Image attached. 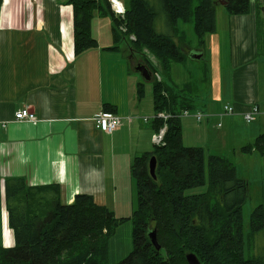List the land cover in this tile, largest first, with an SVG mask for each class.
Instances as JSON below:
<instances>
[{
  "label": "crops",
  "instance_id": "0c3cea01",
  "mask_svg": "<svg viewBox=\"0 0 264 264\" xmlns=\"http://www.w3.org/2000/svg\"><path fill=\"white\" fill-rule=\"evenodd\" d=\"M4 1L0 9V122L6 125L0 123V246L14 243L11 234L6 239L1 220V216L9 217L5 186L10 180H20L26 198L39 207L54 197L58 188L63 204L71 203L76 194H87L96 204L110 208L117 218L129 217L133 181L130 163L133 156L152 150L153 128L151 120H128V116L152 115L153 105L152 96H148L146 104L143 101L146 86L143 99L136 100L135 88L140 79L133 74L131 61L126 70L125 48L117 43L116 49L101 50L98 44L74 56L70 5L56 0ZM263 1L250 0L251 10L243 15L230 16L223 5L216 10L213 33L221 35L227 29L229 77L224 89L199 109L196 99L188 98L194 105L192 112L202 111L210 117L199 123L191 116L182 118L188 138H204L194 146L211 142L208 150L214 152L210 154L222 155L229 161L230 154H243L240 149L261 134H248L244 145L231 143L234 121L242 118L240 113L249 104L259 108L254 121L260 116L264 119L260 82L264 55L258 54L257 45L258 23L264 20ZM181 26L178 25L177 41L182 35ZM93 36L98 39L102 33ZM108 40L113 45L111 36ZM103 58L112 63L106 72L96 66ZM78 64L94 66L86 94L82 91L84 84L80 86L81 93L78 91ZM104 103L114 106L113 112L122 117L121 125L109 134L96 129L92 121ZM226 103L237 114L215 116ZM20 109H27L35 119L13 121L14 112ZM209 130L224 133L213 135ZM184 135L182 131V141Z\"/></svg>",
  "mask_w": 264,
  "mask_h": 264
},
{
  "label": "trees",
  "instance_id": "16d2710c",
  "mask_svg": "<svg viewBox=\"0 0 264 264\" xmlns=\"http://www.w3.org/2000/svg\"><path fill=\"white\" fill-rule=\"evenodd\" d=\"M56 1L72 8L74 56L98 47L91 33V21L97 13L109 16L111 21L113 45L105 49H116L122 36H126L119 31L123 24L125 33L135 36L134 41L128 40L130 47L140 54L142 49L150 51L164 69L158 66V71L166 75L172 64L186 59L174 42L178 25L191 23L198 43L202 44L204 35L216 29L219 4L216 0H159L170 29V33L164 34L156 31L154 21L158 12L146 0H129L123 20L115 17L108 0ZM224 1L230 16L248 14L251 10L250 0ZM1 4L2 0L0 7ZM261 24L264 20L258 23ZM258 54L264 55V48H258ZM144 63L151 73L154 113L193 109L191 99H180L172 87L155 79L157 70L147 60ZM145 86L142 81L136 85L137 101L143 99ZM114 109L108 103L103 104L102 110L106 112ZM164 123V144L153 145L151 151L131 160L135 207L129 217L117 218L110 208L96 204L87 194H76L72 203L63 204L57 188L55 196L45 202L51 204L50 209L24 220L12 203V199L26 198L24 185L20 180L6 182L5 205L15 244L0 248V264H108V242L117 228L128 221L132 249L116 264H187L184 254L188 251L198 257L200 264H264L263 255L246 257L243 252L246 232L242 204L248 195L247 180L239 177L235 165L223 156L205 153L199 146L184 145L178 117L165 122L152 119L153 131ZM240 151H255L264 156V133ZM151 156L156 159L155 178L148 169ZM10 183H13L11 190ZM195 188L203 189L188 192ZM152 229L160 245L158 251L147 237ZM262 231L264 208L258 205L250 215L248 234Z\"/></svg>",
  "mask_w": 264,
  "mask_h": 264
},
{
  "label": "rangeland",
  "instance_id": "374dc122",
  "mask_svg": "<svg viewBox=\"0 0 264 264\" xmlns=\"http://www.w3.org/2000/svg\"><path fill=\"white\" fill-rule=\"evenodd\" d=\"M109 1V0H108ZM123 4L127 5L129 0H121ZM149 5H151L157 12L158 16L154 21L155 29L159 33H170V29L166 23V17L165 14L162 11L161 4L159 0H146ZM264 2V1H263ZM110 3V2H109ZM261 4V1L258 2ZM129 5V4H128ZM195 5V2H194ZM222 5L217 4L216 10H219ZM126 13V8H125ZM125 13L123 15H116L117 18L120 20H123L125 18ZM219 13L218 17L219 19ZM221 23V20H219ZM225 22V21H224ZM219 25V24H218ZM122 28H126L123 24L121 25ZM258 34H257V45L258 48L263 49L264 48V24L258 25ZM221 30V25H220ZM182 35L180 38V42L177 41L176 45L180 48L182 53L185 55L186 59L184 62L180 63H174L170 67V73L167 75L163 72H158L161 80L169 87H172V90L180 95L182 98H191V96L194 97V100L196 101V106L202 107L204 103L209 101V99L216 94L220 93L224 89V85L226 82V79L229 77V66H228V37H227V29L223 31L221 35H218L217 33H206L203 38V43H198V39L196 38L191 23L182 24L181 26ZM101 32L102 36L101 38H96L99 44V48L101 50H104L105 47L111 46V42L108 40L109 36H111L112 39V33H111V21L109 16L101 17L97 13H94L93 19L91 21V33L92 36L94 34H97ZM123 33V32H122ZM126 34V36H122V39L119 42L120 47L125 48V52L127 53L126 56H124V61L126 63V70H129V55L134 56V58L131 61V66L136 63H142L145 64V60L148 61L149 57L151 59L155 58L150 51L147 49H142L140 52L141 54L136 52L135 49L130 47V44L128 42L129 36L132 34ZM180 34V32H179ZM94 37V36H93ZM110 43V44H109ZM106 44V45H104ZM108 44V45H107ZM200 48L203 51V55L199 61L191 60L187 54L188 48ZM134 51H133V50ZM221 51V52H220ZM153 58H152V57ZM92 59V58H91ZM158 63V66L161 68V70H164L160 63ZM263 60V67H264V59ZM149 62V61H148ZM151 64V63H150ZM100 65L103 72L108 71L112 63L110 60L103 58L100 64L96 63V66ZM97 68V67H96ZM94 66L93 64H89L87 67H82L80 64H78V78H77V84H78V91L81 93V85L84 84V87L82 91L86 94L87 92V81L91 80V76L93 74ZM133 74L138 76L141 81V76L138 72L133 70ZM130 80L133 81V78L131 77V73L129 72ZM137 81V78H136ZM261 99H262V109L264 110V68L262 69L261 74ZM90 93V90H89ZM146 96L144 98V103L146 104L151 96V83L146 84ZM149 96V97H148ZM179 97V98H181ZM199 109V107H198ZM186 110V109H184ZM161 112V111H158ZM155 112V113H158ZM154 113V112H153ZM180 113V112H179ZM223 116H231V115H223ZM222 117V116H221ZM181 119L182 124V131L184 135V145H190L194 146V143H201L204 138L201 139H190L188 138L187 134L189 132L186 130H183V123ZM149 121V120H147ZM205 121L202 120L201 122ZM210 128V127H209ZM210 132L214 134H222L223 131L215 132L213 130H209ZM264 132V119L260 116L256 121L252 123H246L243 121V119L240 117L234 121V130L230 133L232 135V144H238L242 143L240 145L245 144V140L249 139L248 134H255ZM213 140L216 139L214 136L212 138ZM211 142H207L202 148L205 150V153L209 150V145ZM212 151V152H211ZM213 149L210 148L209 153H213ZM223 155L225 151L221 152ZM241 153V152H240ZM222 156V155H221ZM134 157V156H133ZM224 157V156H223ZM230 162H232L234 165H236L237 175L239 177H244L248 182V195L245 199V201L242 204V218H243V228L246 232L245 239H244V247L243 252L246 257H253V256H264V231L258 232L255 235L250 236L248 234V228H249V220L250 215L252 211L258 206L262 205L264 208V156L257 154H251V153H243V154H230L229 156ZM206 177L208 174V170L206 167ZM203 188H195L193 190H189L188 192H197L199 190H202ZM128 200V199H127ZM12 203H15L17 206V214L19 216H22L24 220L30 219L33 214L36 215H43L44 211L41 209L48 210L51 207L50 203H47L44 206H37L33 200L24 199L23 197H18L16 199H12ZM18 205L20 207H18ZM132 207L134 209L135 207V184L134 179L132 181L131 185V198L128 200V209L129 213L130 210L132 211ZM38 209V210H37ZM37 211V212H36ZM128 213V212H127ZM131 215V213H130ZM3 219V232L5 233L6 239L10 238L9 234H11L12 241L14 242L12 246L15 244V238H14V231L12 227L9 224V218L8 222L1 216V220ZM126 228V231H124L120 234V243H119V249L111 246L108 242V264H116L118 261L125 258L129 252L132 249V243H131V225L130 222H125L122 225H120L118 228ZM117 228V230H118ZM2 230V226H1ZM116 230V231H117ZM117 234H114V237ZM112 239V238H111ZM8 247H1L0 248H9ZM112 251L115 252L118 256L113 260L112 258Z\"/></svg>",
  "mask_w": 264,
  "mask_h": 264
},
{
  "label": "built area",
  "instance_id": "2783aa9c",
  "mask_svg": "<svg viewBox=\"0 0 264 264\" xmlns=\"http://www.w3.org/2000/svg\"><path fill=\"white\" fill-rule=\"evenodd\" d=\"M110 2V7L111 10L113 11L114 14L116 15H123L125 13V7L124 4L120 0H109ZM119 3V4H118ZM120 29L125 32L126 28L120 27ZM129 40L134 41L135 37L134 35L129 36ZM235 113V109L233 106L225 104L222 107V112L221 114L218 115H232ZM258 113V107L256 104H251L248 106L246 110L242 112V117L243 120L246 123H251L256 114ZM192 116L195 118L197 122L201 121L203 117H207V114H204L202 112H189L187 110H184L180 114H172V113H167V112H158L154 113L152 116H140L139 114H131V116H128V120H131L133 118H139L144 121L148 119H161L164 122L172 117H188ZM35 119V116L33 113L29 112L27 109H20L14 112L13 114V121L16 122H22L23 120L25 121H33ZM92 121L94 123V126L96 129L105 132V133H112L115 129H117L121 125V117L117 114L114 113H107L100 111L97 114H95L92 118ZM1 125L4 127L6 125V122L1 121ZM217 126H220V123L217 124ZM166 131V124L164 123L161 128H159L158 131L154 132L152 134L151 140L154 144L156 145H163L164 144V134Z\"/></svg>",
  "mask_w": 264,
  "mask_h": 264
},
{
  "label": "water",
  "instance_id": "95a60500",
  "mask_svg": "<svg viewBox=\"0 0 264 264\" xmlns=\"http://www.w3.org/2000/svg\"><path fill=\"white\" fill-rule=\"evenodd\" d=\"M217 1L219 2V4L223 6H225L226 4L224 0H217ZM187 54L191 60L199 61L202 57L203 52L200 49L188 48ZM133 69L134 71L140 74L143 81L149 82L151 80V73L145 64L138 62L134 64ZM155 168H156V159L154 156H151L148 162V169L150 175L153 178H155ZM147 237L151 245L154 247V249L158 251L160 249V245L157 242L155 230L154 229L149 230L147 232ZM184 257L187 264H200L198 257L190 251L186 252L184 254Z\"/></svg>",
  "mask_w": 264,
  "mask_h": 264
},
{
  "label": "bare ground",
  "instance_id": "6f19581e",
  "mask_svg": "<svg viewBox=\"0 0 264 264\" xmlns=\"http://www.w3.org/2000/svg\"><path fill=\"white\" fill-rule=\"evenodd\" d=\"M118 1V0H117ZM4 2H6V0L4 1ZM119 4V3H118ZM175 39H176V37L174 38V42L175 43H177V41H175ZM70 200H72V198L70 199ZM38 210V209H37ZM37 212V211H36ZM131 225V224H130ZM126 228H127V226L125 227L124 226V228L122 227V228H118V230L116 231V236L114 237V236H112V239H110L109 240V244L111 245V246H113V247H115L116 248V246H117V250L120 248V247H118V245H119V243H120V234L124 231V233H125V231H126ZM118 255L117 254H115V252L114 251H112V258H113V260L117 257Z\"/></svg>",
  "mask_w": 264,
  "mask_h": 264
}]
</instances>
